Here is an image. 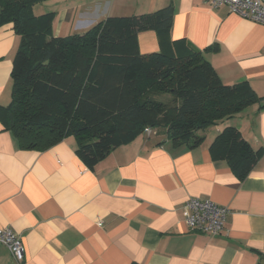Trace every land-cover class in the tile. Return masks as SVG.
<instances>
[{"label":"crops","instance_id":"crops-1","mask_svg":"<svg viewBox=\"0 0 264 264\" xmlns=\"http://www.w3.org/2000/svg\"><path fill=\"white\" fill-rule=\"evenodd\" d=\"M171 4L169 38L139 34L142 53L169 51L186 40L202 50L226 84L248 81L264 97V24L205 0H44L34 13H53L55 36L90 29L110 16L150 13ZM20 36L0 26V105L11 99ZM209 48V49H208ZM264 99L199 132L195 147L151 131L114 148L89 168L69 135L45 150L22 148L0 120V227L21 235L17 262L0 245V264H264V154L239 177L210 145L237 126L254 149L264 147ZM191 197L230 210L219 234L192 231L183 206Z\"/></svg>","mask_w":264,"mask_h":264},{"label":"trees","instance_id":"trees-1","mask_svg":"<svg viewBox=\"0 0 264 264\" xmlns=\"http://www.w3.org/2000/svg\"><path fill=\"white\" fill-rule=\"evenodd\" d=\"M43 1L0 0V26L12 23L20 36L11 99L0 105V120L22 148L45 150L73 135L78 157L92 169L155 127L165 128L174 144L195 147L204 140L200 131L264 99L248 81L224 83L203 51L186 40L171 42L169 51L141 52L140 33L155 30L169 38L171 4L55 36L53 13H34ZM164 95L173 102L159 99ZM209 149L241 178L264 154L234 125L224 127Z\"/></svg>","mask_w":264,"mask_h":264},{"label":"built area","instance_id":"built-area-1","mask_svg":"<svg viewBox=\"0 0 264 264\" xmlns=\"http://www.w3.org/2000/svg\"><path fill=\"white\" fill-rule=\"evenodd\" d=\"M212 7L227 4L230 10L246 19L264 24V0H205ZM152 129H147L151 132ZM230 210L211 199L189 198L183 206L186 224L192 231L219 234L225 228ZM9 248L17 262L25 258V245L20 234L0 227V245Z\"/></svg>","mask_w":264,"mask_h":264},{"label":"rangeland","instance_id":"rangeland-1","mask_svg":"<svg viewBox=\"0 0 264 264\" xmlns=\"http://www.w3.org/2000/svg\"><path fill=\"white\" fill-rule=\"evenodd\" d=\"M159 99H161L164 102H173V98L170 95H164L160 96ZM153 131H157L159 133H163L165 131V128L163 127H155L152 128Z\"/></svg>","mask_w":264,"mask_h":264}]
</instances>
